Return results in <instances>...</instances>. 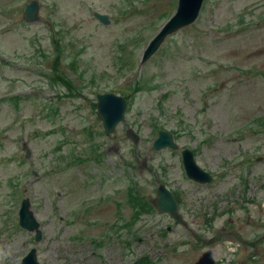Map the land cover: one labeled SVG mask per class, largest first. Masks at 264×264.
I'll use <instances>...</instances> for the list:
<instances>
[{
	"label": "rangeland",
	"instance_id": "rangeland-1",
	"mask_svg": "<svg viewBox=\"0 0 264 264\" xmlns=\"http://www.w3.org/2000/svg\"><path fill=\"white\" fill-rule=\"evenodd\" d=\"M32 1L0 0V264H20L32 248L40 264H211L225 244L195 249V236L217 233L190 210L206 199L220 204L240 177L223 165L238 162L241 151L260 152L249 182L264 189V0H205L199 18L168 35L143 66L145 46L178 0H35L39 20L28 23ZM130 60L135 70L127 74ZM108 88L129 106L125 122L105 136L96 96ZM161 130L178 151L153 149ZM93 146L100 160L89 155ZM185 148L196 150L210 184L185 176ZM157 178L184 194L181 221L155 209ZM132 182L144 185L148 214L118 231L137 216L126 198ZM27 197L40 241L19 226ZM241 220L237 229L247 236ZM213 224L219 231L223 223Z\"/></svg>",
	"mask_w": 264,
	"mask_h": 264
},
{
	"label": "flooded vegetation",
	"instance_id": "flooded-vegetation-1",
	"mask_svg": "<svg viewBox=\"0 0 264 264\" xmlns=\"http://www.w3.org/2000/svg\"><path fill=\"white\" fill-rule=\"evenodd\" d=\"M258 159L260 158L256 160L254 157H249V171L244 175L240 173L239 182L234 184L232 190L228 188L229 192L221 197V202L217 204V208L212 206L215 200L209 203V199H206L204 200V206L199 204L197 209L190 210L194 221L201 220L205 225L209 226L208 229L217 233L207 239L200 235L195 236L196 240L193 244L195 249H202L206 246L209 248L212 244H215V246L220 243L225 244L224 254L220 251L215 252L209 260L211 264H264V218H260L264 215V189L261 186H257V182L254 180L249 182L252 174L256 171L254 162H257ZM173 194L176 199L184 195L180 189L174 190ZM183 206V204H180L179 208L183 210ZM207 210L210 213L204 215ZM216 213L218 214L215 216ZM256 213L259 214L257 221L254 220ZM240 216L242 217V223L251 228L247 233L248 237L237 229L238 222L235 221H240ZM210 218H214V221L209 222ZM218 220H220L221 224L223 223L219 231L217 229L220 224L215 229L213 224ZM254 223L257 226L259 225L262 231L254 228L252 226ZM228 234L238 235L233 237L236 238L234 240L222 241Z\"/></svg>",
	"mask_w": 264,
	"mask_h": 264
},
{
	"label": "water",
	"instance_id": "water-1",
	"mask_svg": "<svg viewBox=\"0 0 264 264\" xmlns=\"http://www.w3.org/2000/svg\"><path fill=\"white\" fill-rule=\"evenodd\" d=\"M204 0H179V9L177 14L171 18L166 24L161 33L150 44L146 58H150L159 48L164 39L183 28L184 26L194 23L202 8ZM39 4L37 2L31 3L24 14V20L28 23L38 21L37 11ZM96 17L103 23H108L106 16L96 14ZM98 117L103 122L106 134L110 135L116 130L118 124L125 121V113L127 110V102L124 98L115 96L114 94H107L98 97ZM127 135L131 137L135 143H138L139 137L131 129H128ZM171 148L177 149V145L173 142L172 134L161 131L159 138L154 142V150L160 151L162 149ZM184 166L186 168L188 176L199 183H211L212 177L210 174L204 172L195 162L194 156L191 152L185 151L183 153ZM160 197L156 200V204L160 211L171 214L175 219L181 221V217L178 215V207L174 201L172 194L160 187ZM20 225L31 232L36 231V240L40 241L42 238V232L39 230V223L36 221L34 214L30 211V202L26 200L23 202L20 211ZM37 250L33 249L23 259L21 264H39L37 258Z\"/></svg>",
	"mask_w": 264,
	"mask_h": 264
},
{
	"label": "trees",
	"instance_id": "trees-1",
	"mask_svg": "<svg viewBox=\"0 0 264 264\" xmlns=\"http://www.w3.org/2000/svg\"><path fill=\"white\" fill-rule=\"evenodd\" d=\"M132 202H136L134 203V207H137L139 210L136 211V215L139 216V211H147L148 212V205L145 202L143 203L142 201H132L131 199L129 200V203L131 204ZM152 210V209H151ZM150 210V211H151ZM128 226L130 225V223L127 224Z\"/></svg>",
	"mask_w": 264,
	"mask_h": 264
}]
</instances>
